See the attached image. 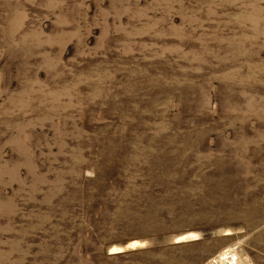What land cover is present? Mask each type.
Here are the masks:
<instances>
[{"label":"rangeland","instance_id":"374dc122","mask_svg":"<svg viewBox=\"0 0 264 264\" xmlns=\"http://www.w3.org/2000/svg\"><path fill=\"white\" fill-rule=\"evenodd\" d=\"M264 264V0H0V264Z\"/></svg>","mask_w":264,"mask_h":264},{"label":"built area","instance_id":"2783aa9c","mask_svg":"<svg viewBox=\"0 0 264 264\" xmlns=\"http://www.w3.org/2000/svg\"><path fill=\"white\" fill-rule=\"evenodd\" d=\"M241 261L235 251H228L225 254L214 256L211 264H241Z\"/></svg>","mask_w":264,"mask_h":264}]
</instances>
